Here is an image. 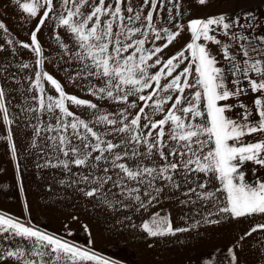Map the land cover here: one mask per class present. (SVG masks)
Segmentation results:
<instances>
[{
  "label": "snow or ice",
  "instance_id": "obj_1",
  "mask_svg": "<svg viewBox=\"0 0 264 264\" xmlns=\"http://www.w3.org/2000/svg\"><path fill=\"white\" fill-rule=\"evenodd\" d=\"M0 147V264H264V0H0Z\"/></svg>",
  "mask_w": 264,
  "mask_h": 264
},
{
  "label": "crops",
  "instance_id": "obj_2",
  "mask_svg": "<svg viewBox=\"0 0 264 264\" xmlns=\"http://www.w3.org/2000/svg\"><path fill=\"white\" fill-rule=\"evenodd\" d=\"M3 151H4L3 147H0V160H3V155H2ZM12 182H13L12 176H9L8 179L4 181V183H7L9 185H11ZM0 208L10 210L13 213H21V210H22L21 203L17 200L15 196H12V197L0 196ZM37 211L38 209H35L34 211L35 217H40L43 221H49L48 217H46L42 213L39 215H36ZM49 223L51 224V226L53 227L55 226V222L49 221ZM108 250L111 254L115 255L117 258H120L124 255V253L120 249L116 248L115 246H109Z\"/></svg>",
  "mask_w": 264,
  "mask_h": 264
},
{
  "label": "rangeland",
  "instance_id": "obj_3",
  "mask_svg": "<svg viewBox=\"0 0 264 264\" xmlns=\"http://www.w3.org/2000/svg\"><path fill=\"white\" fill-rule=\"evenodd\" d=\"M37 222L43 223V224H50L49 221H43L40 217H35Z\"/></svg>",
  "mask_w": 264,
  "mask_h": 264
}]
</instances>
